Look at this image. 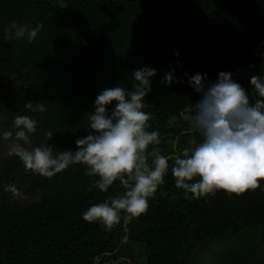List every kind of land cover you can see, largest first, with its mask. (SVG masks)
I'll list each match as a JSON object with an SVG mask.
<instances>
[{
  "label": "trees",
  "instance_id": "obj_1",
  "mask_svg": "<svg viewBox=\"0 0 264 264\" xmlns=\"http://www.w3.org/2000/svg\"><path fill=\"white\" fill-rule=\"evenodd\" d=\"M13 21L43 30L32 43L5 40ZM143 66L156 69L144 97L148 130L158 131L161 154L175 155L201 139L186 119L199 94L185 72L206 73L211 83L231 71L255 102L249 81L264 75V0H0V130H12L16 115L35 119L29 149L75 151L99 92L130 90L132 71ZM173 69L174 82L165 85ZM36 103L45 111L28 110ZM7 147L0 143V264H200V249L249 230L264 247V179L239 195L186 198L169 160L147 210L122 214L108 230L82 213L121 195L119 181L101 192L81 164L44 177L3 153Z\"/></svg>",
  "mask_w": 264,
  "mask_h": 264
},
{
  "label": "clouds",
  "instance_id": "obj_2",
  "mask_svg": "<svg viewBox=\"0 0 264 264\" xmlns=\"http://www.w3.org/2000/svg\"><path fill=\"white\" fill-rule=\"evenodd\" d=\"M42 30V24L29 27L13 21L5 28L4 39L32 43ZM174 71L166 72L162 83H173ZM155 74V68L143 66L132 71L135 83L130 90L118 85L102 89L93 102L94 110L87 114L88 134L76 139L75 151H54L49 144L29 149L26 145L37 121L21 115L14 117L12 130H0V143H6L8 154L26 169L44 177L81 164L86 175L97 177L93 185L101 192L119 181L124 188L121 195L82 213L85 221H98L108 230L120 222L122 214L137 217L147 210L149 198L164 183L169 160L175 186L186 198L191 194L199 199L218 190L239 195L260 187L264 179V75L250 77L256 96L252 103L231 71H220L211 83H205L206 73L185 72L189 86L199 94L195 110H189L186 119L201 139L175 155H163L156 147L159 133L148 130L150 115L143 110ZM27 107L45 111L42 103ZM52 135L48 133L49 138Z\"/></svg>",
  "mask_w": 264,
  "mask_h": 264
},
{
  "label": "rangeland",
  "instance_id": "obj_3",
  "mask_svg": "<svg viewBox=\"0 0 264 264\" xmlns=\"http://www.w3.org/2000/svg\"><path fill=\"white\" fill-rule=\"evenodd\" d=\"M8 154V147L2 151ZM1 152V154H3ZM15 197L25 202L36 200L28 196L18 195ZM228 257L229 264H264V247L261 244L258 234L249 230L245 235L236 238L233 242H216L208 245L198 253V261L200 264H214L217 259Z\"/></svg>",
  "mask_w": 264,
  "mask_h": 264
}]
</instances>
